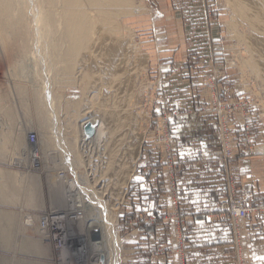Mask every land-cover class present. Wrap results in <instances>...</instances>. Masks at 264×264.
Returning a JSON list of instances; mask_svg holds the SVG:
<instances>
[{
    "label": "rangeland",
    "instance_id": "obj_1",
    "mask_svg": "<svg viewBox=\"0 0 264 264\" xmlns=\"http://www.w3.org/2000/svg\"><path fill=\"white\" fill-rule=\"evenodd\" d=\"M10 2L12 3L11 0ZM153 2L155 3V0H128L125 4L116 6V10L114 9L116 14H118L116 17L118 23L120 21L119 25L124 28V30H122V28L120 32H118L119 34H116L117 37L119 36V39L132 38L139 47L140 54L145 58L143 66H138L139 69L138 67L136 69V65H134L135 63H133V65L131 64L132 62L130 61L134 60L132 56L129 57V60L127 59L128 61H125L130 64H124L128 70L129 67H132V69L129 70V73L132 75H129V77L131 76V87L125 90V92L127 91V94L124 93V97L126 96L125 99H128V97L132 98L133 96L134 99L130 98V101L134 104L133 108L136 107L137 111L142 113L146 112V120L142 123L143 130L141 129L144 137L140 146L139 155L134 163V171L127 182L126 191L122 197L121 203L116 207V234L118 236L117 239L120 240L118 242L121 247L118 264L132 263V257L129 254L135 249V247H138L142 243L141 241H143L142 238L145 234L144 230L148 228L143 224H135L132 227L129 226V224L135 222V219L143 217L148 211V209H146V203L149 201L150 192H152V187H154V174L167 167L166 162L163 161L162 154L165 145L163 144L164 142L161 138L160 130L156 129L164 119L166 120L165 122L170 124L171 120H180L179 117L185 116L190 118L188 119V122L192 124L193 120H195L194 117H210L216 130V136L219 140V130L217 127L220 118L221 121L230 125L232 129V133L236 140L235 152L237 147L238 149L241 148L243 153L246 152V149L251 148V155L246 157L261 156L263 157L264 162V84L260 78L256 77V74H253V70L248 68L246 64L244 66L245 68L243 67V62L245 63V61L249 59V51L243 41L245 35H248L249 33V27L246 25L247 23L245 24V22H241L236 23L235 25L232 23L233 6H230L227 0H159L156 6L152 5ZM26 3V0H17L18 5L17 7H14L15 9L13 8L14 18L12 21L14 24L12 27L0 23V99H2L0 102H2L1 105L3 106V108H0V111L1 109L3 111L6 110V115L8 112H10V116L13 115L11 118L7 115L9 117L8 124L10 128L6 125V127L3 126L5 131L9 129L6 134L7 136H10L8 138L11 141L9 144V147L11 146V151L9 150L10 148H8L5 154H7L9 158L14 155L18 156L15 160L17 165H22L25 162L29 165L30 159H27L26 161V157L28 156L20 155V153L23 151L25 153V151L30 150V146L26 142V137L30 131H34L37 134V146L42 156L44 155V158L47 156L45 155V150L48 149L46 154L50 153L51 156H55L52 159H56L57 161L56 167L59 169L58 172H65L66 183L63 182V184H58L60 185L58 187L59 192L62 191V195H65L63 194V190L68 187L69 182L73 179V176L75 177V175L69 176V167L65 166L64 162L66 160L63 156L71 158L73 171L81 178L83 177L84 179L82 178L80 180H85L83 183H86V181L93 182L90 179L93 174L89 173L91 171L89 168L90 166H88L89 162L85 161L83 154H88V156L92 154L90 157L95 158L100 153V149L97 151V148L99 147L96 148L91 146L90 148V146H88V148L86 146L85 149H87L85 150L83 146L82 152L80 146L78 148V145H76V139L77 137L79 138V134H77V128H79L78 124H81L82 121L87 119L79 118L77 121L78 117L76 116V113L83 112L84 114L86 110H89L91 113L86 111L87 114L85 116L89 117L90 114H93V111H95L94 113L97 112L96 115L99 118V116L103 115L104 111H106L105 109L109 111L110 107L116 108L115 99L112 95V93L114 94L115 92V88H113L114 86L111 87L109 84L106 85L107 87L102 86L107 83L105 78L108 77V74H104L106 72L103 71L101 72L102 76L100 73L97 74L98 79L96 78L95 80L97 83L93 85L94 81L92 82L91 79H86L82 75L80 68L84 69L85 66L81 63L71 64L73 65V68L72 70L69 69L70 73L69 70H67V72L66 69L64 70L66 67L65 64L55 63L57 64L56 66L53 63L52 65H54V69L55 66L57 67L56 71L53 72L50 71L53 70V68L49 65V60L42 56L44 55L42 53L41 56L45 58V63L43 62L44 64H42L41 67L40 65H37L38 61V64L41 62L38 58L34 59L30 55L32 52V46L29 43V32L26 31L27 25L25 24L23 27L19 28L20 30L24 28L22 32L13 28L15 27V23H22L25 20L27 8ZM91 11L93 12V10ZM123 12L129 13H124L123 15ZM243 33H245V35ZM239 34L241 36H239ZM182 37L184 38L183 40L185 41L186 47L180 49L173 47V40H176L177 38L182 39ZM152 42L155 43L151 45ZM24 48H27V50L29 49L28 54L30 53V56L24 54ZM168 58H171L174 61H182L181 66H176L174 69V73L177 74V77L175 76L176 79L174 80L175 77H173V79L165 80V76H163L165 74H161V77L151 78L152 66L156 67V64H158L159 67L165 68L166 64L162 63ZM36 59L37 62H35ZM121 62H123V60H121ZM46 63L47 66L49 65V70L45 65ZM43 65L46 68H43ZM42 68L46 69V72ZM131 70L133 72L134 70L138 72L132 73L130 72ZM52 74L53 76H51ZM54 76H56L57 79ZM64 78L68 80L66 81ZM70 78L71 80L69 81ZM44 79L49 81L50 87L52 86L51 92L54 94V98H60L56 101L57 104L55 103L59 108L55 106L54 109L55 112H57L56 114H58L56 121L57 129H61L59 135L58 133L56 135L60 137L61 141H65L60 142L59 145L58 142L53 139V137L56 138V135L54 136L53 133L55 132L52 131L53 126H51V119L50 122L45 112L46 110L44 108L40 109L41 107L38 104V95L43 92V84L46 82ZM103 79L105 83L103 82ZM135 86L137 88H135ZM17 88V93L21 94H19V96H17L15 91ZM131 89L133 91L136 89L135 91H137V93H135V91L131 92ZM36 90L40 92L37 93V95L34 93L37 92ZM173 90H176L179 94V96H177L178 100H172L171 95L173 94ZM103 92H107L105 96ZM108 92L110 93V96H108ZM57 94L59 96L61 95V97H58ZM106 95L108 99H106ZM104 99L105 101L107 100V104ZM101 100L102 105L99 106ZM111 100L114 101L111 102ZM93 101L98 105L96 103L94 105ZM125 101L126 100H124V102ZM124 102L122 105H126V102ZM174 102H177L180 106L176 108ZM86 103L89 105H86ZM91 103L92 105H90ZM89 106L90 108H88ZM104 106L105 108H100ZM79 108L80 111L78 112ZM97 108L99 111L96 110ZM90 109L93 110L91 111ZM133 110L135 111V109ZM3 111L1 114L4 115L5 112ZM99 112L101 113L99 114ZM6 115L3 116V119H6ZM5 123H7V120ZM75 124L76 127H74ZM245 126H250L249 140L245 139V135H243L245 134V131L241 129ZM20 131H27L25 139ZM61 132L62 135L67 136L64 137L65 139L60 134ZM258 134H260V137L256 136ZM61 137L63 139H61ZM45 139L47 140L45 142L48 143V146L46 143V146H42L41 144ZM72 139L74 142L76 141L75 144L71 143ZM62 143L65 146V152L67 151L71 155H63L64 153L62 151L64 146ZM14 145L17 147L15 148ZM68 145L72 148L69 147V149L72 150L71 152L68 149ZM58 147H61V150L57 149ZM172 147L174 148V145H172ZM91 151L94 152L92 153ZM236 154L238 155L237 158L240 156L245 157L238 152H236ZM175 155L177 156L176 153ZM75 158H77L76 162L73 160ZM100 158L102 162L106 159L102 158V156H100ZM100 160H98L99 163H101ZM152 163H156V166L152 167ZM43 165L44 162L41 166L42 168ZM29 167L33 172L40 171L32 170L33 167L30 165ZM180 167L181 165L179 163V168ZM65 168H67L68 171ZM95 173H97V176L94 181L100 179L98 178L100 170L95 169ZM161 174H163V176L157 178V188L159 191L163 189L165 194L169 196L170 202L172 199H170L168 186L171 178H167L163 172H161ZM86 175H88V177ZM67 176H69V178H67ZM50 180L51 185L53 184L52 187L55 188L58 180L54 177H51ZM98 181L99 182H95L96 184H99L96 185L95 182H93L94 186H89H92L91 188L95 187L94 190L97 189V193L101 191L100 196H102L104 200L105 197L102 193L104 182H102L103 179ZM172 181L177 191L180 193L181 188L183 187L181 184V178L174 175L172 176ZM65 185L66 187L64 188ZM236 189L238 195L241 197L242 195L238 191L237 184ZM66 190H68V188ZM78 191L79 189L77 187H73L70 194H72V197L74 194L80 195L81 193ZM82 194L84 195L83 192ZM66 197L67 195H65L64 203L67 201ZM78 198L79 196L75 197V199ZM62 202L63 201L60 199L58 204L61 205ZM63 208H65V206L59 209ZM50 209L51 208H48V210ZM37 212V210L28 212L23 214L22 217L24 215L34 216ZM257 213L264 212L256 211L253 214L256 215ZM115 215L113 214L112 217L114 218ZM17 230L18 232L14 236L12 235L13 237H10L9 233L8 236H0V249L2 248L5 250L12 244L14 247L15 239L20 234L19 225ZM170 232L172 233L171 229ZM22 233L27 238H31L32 235L37 238L33 231H24ZM31 233L34 234L31 235ZM41 245L45 251L44 253H46L45 256L32 257L23 254H18L19 256H10L3 254L2 251H0V262H4V264H13L15 261H23L30 264H52L50 261L52 259L51 248L47 247L43 242ZM176 245V240L173 239V246L171 245L172 247L170 246L169 250L172 251V249H176ZM155 251L156 247L153 252ZM19 252L22 253L21 251Z\"/></svg>",
    "mask_w": 264,
    "mask_h": 264
},
{
    "label": "bare ground",
    "instance_id": "obj_2",
    "mask_svg": "<svg viewBox=\"0 0 264 264\" xmlns=\"http://www.w3.org/2000/svg\"><path fill=\"white\" fill-rule=\"evenodd\" d=\"M11 1L13 5L10 2V0H0V23L4 24L5 26H9V27H12L14 24V22L12 21V19L14 18L13 17L14 9H15L14 7H17L18 5L17 0H11ZM26 1H27L26 3L27 8H26L25 20L23 21L24 23L23 22L15 23L14 25L15 27L13 28L15 30H20L19 29L20 27H23L25 24L27 25L26 31L29 32L28 34L29 39H30L29 43L32 46V52L31 54L30 53L29 54L32 56V58L34 59L38 58L40 60L41 63L39 64H38L39 61L37 62V59L35 60V62H37V65H40L41 67V65L45 63L44 61L46 58L47 60H49V65H51L53 68V70H50V71H53V72L56 71L57 64L55 63H63L66 66L64 70L66 69V72H67V70L69 69L72 70L73 65L71 64L81 63L85 66L84 69L80 68L82 75L86 79L89 78L92 80V82L94 81L93 85L97 83V81L95 82L97 78V74L98 73L101 74V72L103 71V72H106L104 74H108V77L105 78V81H107V83L105 85H102V84L101 85L106 86L109 84L111 87L114 86L113 88H115V92L113 91L114 94L112 93V95H113V98L115 99L116 108L110 107L109 111L105 109L107 112L104 111L103 115L99 116V118L96 115L97 112L94 113L95 111H93V114H90L89 117H85L87 114L86 113L87 110L84 112V114L83 112H81L82 113L81 114L79 112L80 111V108H79L78 110L79 113H76V116L78 117L77 121L79 120V118L80 119L87 118L86 120L82 121L81 124H78L79 128H77V131H78L77 134H79V138L77 137L76 139L77 141L76 145H78V148L80 146L81 150L83 146H84V149L86 146L87 147L90 146V148L91 146L96 147V148L99 147L97 148V151L98 149H100V153L97 157L95 158L90 157L92 156V154L90 156H88V154H83V158H85V161L89 162L88 166H90L89 168L91 170L89 173L93 174V176L90 177V179L93 182L95 181L99 182L98 180L103 179L102 182H104V185H103L104 187H102L103 188L102 193L104 194L105 199L103 200L102 196H100L101 191L97 193L98 190L97 189L94 190L95 187L91 188L92 186H94L93 182L86 181V183H83L85 180L83 181L80 180L83 177L81 178L80 176H78V174H76L73 171L72 169L73 164H72L71 158L69 157L70 158L69 159L68 157L63 156L64 159L66 160L64 164L65 166L69 167L68 169L69 171L67 170V168L65 169L68 172H71L73 175H75V177L69 183H73L72 186L77 187L79 189L78 192L81 194L80 195L74 194L72 197V194H70L71 192L68 193V190H67V197H66L67 201L64 204L65 195L60 194L58 190L59 189L58 187L60 185L58 184H63V182L66 183V177L61 178L58 174L56 175L53 174V176H55L58 182H60V183L56 182V185H55L56 193L54 194L53 199L56 203L60 202V199H61V201H63L61 204H63V206L65 205V208L50 209V210L52 211L64 210L67 208L69 199H72V201L76 200L75 203L79 205L81 211L84 213V217L86 219L90 217L93 220L89 219L91 221L81 222L76 225L70 224L71 226H70V232L68 233V236L70 237L71 240H74V241H77L75 239L79 238L80 240L78 241H80L81 244L83 241L84 243L82 245L84 246L86 251H88L89 254H93L91 259L97 257L95 254H98V252L100 251L102 252L101 254L103 257L102 259L106 260L107 264H118L119 263L118 259H119V254H120L119 251L121 247L118 242L120 240L117 239L118 236L117 234L115 235V231H114L115 227L113 223H114L115 217L113 218L112 216L113 214L115 215L117 205H120L121 203L122 197L126 191L127 182L129 181L130 176L132 175L134 171V163L136 161V158L139 155L140 146H141V143L144 137L142 133V130H143L142 123L144 122V120H146V114H145L146 112L142 113V112L137 111L136 107L133 108L134 104L132 101H130L133 98V96L132 98L128 97V99H125L126 96L124 97V93L127 94V91L125 92V90L131 87L130 86L131 76L129 77L131 73H129V70L132 69V67H129V70H128L125 67L124 64L128 63L125 61L127 59L129 60L130 59L129 57L132 56L134 60L130 62H132L131 63L132 65L133 63H135L134 65H136V69L138 66L139 67L143 66L145 62L144 56L140 54L139 47L136 45V43L133 41L132 38L119 39V36L117 37L116 35V34H119L118 32H120V30L123 27L119 25L120 21L118 23L117 17H116V15L118 14H116V11H114V9L116 10V6L123 5L128 0H26ZM227 2L228 4H230V6L231 5L233 6L232 7L233 8L232 23H234L235 25L236 23L245 22V24L247 23L246 25H248L249 27V29L247 28L249 30L248 35L246 34L247 35L246 36L245 33H243L245 35V37L243 38V41L245 43L244 42L243 43L246 44L248 51H249L248 53L249 59L245 61V63L243 62V67L246 64L248 68L253 70L252 71L254 72L253 74H256L257 75L256 77L260 78L264 84V0H227ZM91 10H93V12ZM129 12L127 13L123 12V15L124 13L128 14ZM23 30L24 28L20 30V32H22ZM122 30H124V28ZM239 36L241 35L239 34ZM24 50H25L24 54L29 55L28 54L29 49L27 50V48H24ZM42 53L44 54L42 56H44L45 58L41 56ZM121 60H123V62H121ZM47 63L45 65L48 69L49 65L47 66ZM53 63L56 65L55 69H54V65H52ZM44 67L45 66L43 65V68ZM43 70L45 71L46 69H43ZM70 70H69V73H70ZM130 72L136 73L138 71L134 70L133 72L131 70ZM133 75L135 76V74ZM51 76H53V74ZM40 78H43V77H40ZM64 80L66 79L64 78ZM70 80L71 78L69 79V81ZM44 81H46V79H44ZM105 81L103 79L104 83ZM43 86H44L42 89L43 92L41 91L42 93L38 95V98H37L38 104L41 107L40 109L44 108L46 110L45 112L47 114L49 121L51 119L52 121L51 126H53L52 131L55 132L53 133L54 136L57 133L59 135V132L61 129L60 130L57 129L56 121L58 118V114H56L57 112H55L54 109L57 104L56 101H58L60 98L58 99L56 98L57 100L54 98V94L51 92L52 86L50 87L48 80L45 82V84H43ZM18 88L16 90L14 89L16 93H17ZM135 88L137 87L135 86ZM105 91H108V90H105ZM134 91L132 90L131 92H134ZM34 93L37 95V93H40V92L37 91ZM106 93H104V96ZM135 93H137V91H135ZM19 94L20 93H17V96H19ZM108 96H110V93ZM58 97H61V95L60 96L58 95ZM106 99H108L107 95H106ZM0 100L2 101V99ZM102 100L100 101L101 103L99 106L102 105ZM124 100H126L125 101L126 105H122ZM85 101H88V100H85ZM112 101L114 100H111V102ZM1 103L2 102H0V105ZM87 103L86 105H89ZM136 103H137V100H136ZM90 105H92V103ZM1 106L0 108H3V106L2 107ZM56 107H58V105ZM88 108H90V106ZM100 108H105V106L100 107ZM133 109H135V111ZM96 110L99 111L98 108ZM2 111L3 110L1 109L0 111V125H1L0 126V156H3V154H5V152L7 151V149L11 147V146L9 147V144L11 141L8 138L10 136L9 135L7 136L6 134L9 129L8 130L6 129L7 131H5V128H3V126L4 127L7 126L8 128H10L8 124V119L9 117L11 118V116H13V115L10 116L9 115L10 112H8L7 114L9 116L8 117L6 115V112H5L6 110H5L3 112H5L4 115H6L5 116L6 119L5 118L3 119L4 115L1 114ZM100 113L101 112H99V114ZM6 120H7V123H5ZM74 127H76V124L74 125ZM89 127L94 128V135L91 138L87 139L85 130L86 128H89ZM60 134L62 135V132ZM58 135H56V138L53 137V139L54 141L56 140L59 145V143L62 142L63 140L61 141ZM62 137L64 138L67 136L62 135ZM62 137L61 139H63ZM45 141L47 140L45 139L41 142L42 146L43 145L46 146ZM26 142H27V137H26ZM75 142L72 139L71 143L75 144ZM46 144L48 146V143ZM14 147L16 148L17 146L14 145ZM69 147L70 146L68 145V149ZM93 147H92V150H93ZM60 148L58 147L57 149H60ZM71 149H69L70 152L72 151ZM9 150L11 151V148ZM47 150H45L46 151L45 155H47L45 158L51 161L50 159H52V157L54 156H51L50 153H48L49 155L46 154ZM65 150L66 149L64 146V149L62 151L64 153L63 155H66V154H68V156L71 155L69 152L67 151L65 152ZM29 153H30V150H27L25 151V153L24 151L20 153V155L22 154L24 156H28L27 159H30ZM100 156L106 159H104L102 162L100 160L101 159ZM42 158L44 159L43 156ZM47 159L46 160L44 159V163L46 161L47 163H49ZM73 160L76 162L77 158ZM98 160H100L101 163H99ZM32 164H34V162H31L29 160V165L32 166ZM51 167H53V165H51ZM95 169L100 170V174L98 176V178L100 179L94 181V179L97 176L96 175L97 173H95ZM86 176L88 177V175ZM89 185H92V186H89ZM65 187L66 185L64 186V188ZM82 192L84 193V195L82 194ZM78 196L79 198L75 199V197H78ZM38 212L40 213L41 211H38ZM0 215L2 218V219L0 218L1 219L0 224H1V221H4L3 219H6L5 224L0 229V236H3V235L8 236V233L11 236L12 229H13L12 227L14 223L10 221L9 219H12L13 217L10 218L8 216V213H7L8 217H6V214L0 213ZM97 217H100L99 221H101V223L99 224H96V221H94L97 219ZM26 223H27V226L30 227L31 230L36 234V237L38 239L33 238L31 240H21L17 244V247L20 249L23 255H28L32 257L45 256L46 253H44L45 251L41 243L43 242L47 247H50V248L51 246L48 243L44 242L42 238L39 237V234L35 230L34 225L36 223V217L31 215L30 218L27 219ZM78 231H81V232H78ZM97 231L101 232L103 240L100 239L98 243H92V240H94L93 235L95 236L98 235ZM106 253L107 254L110 253V255L108 256ZM51 257L52 259L50 261L53 264V255ZM80 257H81V254L77 258H80ZM60 262L65 263L64 256H62V259L60 260ZM0 264H4V262L3 263L0 262ZM13 264H30V263L23 262V261H15Z\"/></svg>",
    "mask_w": 264,
    "mask_h": 264
},
{
    "label": "crops",
    "instance_id": "obj_3",
    "mask_svg": "<svg viewBox=\"0 0 264 264\" xmlns=\"http://www.w3.org/2000/svg\"><path fill=\"white\" fill-rule=\"evenodd\" d=\"M158 2L159 0H155L152 5L156 6ZM177 39L173 40V47L176 49L186 47L183 37ZM154 43L152 42L151 45ZM162 64H166V67L161 68L158 64H156V67L152 66L151 78L161 77V74H165L163 75L165 80L177 77L174 69L176 66L180 67L182 61H174L168 58ZM177 96L179 94L176 90H173L172 100H178ZM174 103L176 108L180 106L177 102ZM194 118L192 124L188 122L190 118L185 116L179 117L180 120H171L169 124L175 153L181 165L176 174L181 178V184L183 185L179 193V207L191 222L190 231L185 236L187 262L188 264H235L231 227L226 219L218 216L217 210V199L224 195V189L222 187V177L218 174L221 152L216 130L210 117L201 118V116H198ZM20 132L25 139L27 131ZM240 151L241 149L237 147L236 152L239 153ZM17 157L14 155L9 158L7 154L0 156V213L6 214V217H13L9 219L14 223L12 227L13 236L18 232V225L20 232L15 239L14 247L12 244L5 250L0 249L3 254L10 256L23 254L19 252L20 249L17 247L19 241L37 239L32 235L34 233H31L33 236L31 238H27L22 233L24 231L32 232L26 223L31 215L22 217L23 214L36 210H47L48 208L59 209L65 206L63 204L58 205L53 199L56 191L52 187L50 179L51 177L55 178L53 174L56 175L59 170L55 165L57 163L56 159H50L54 161H49L44 158L49 163L46 161L45 166L39 172H33L26 162L17 165L15 163ZM232 172L238 191L245 197L246 201L250 204L263 205V157L240 156L235 160ZM162 176L161 172L155 173L154 179ZM60 194H62V191H60ZM63 194L67 195L66 188L63 190ZM155 204L161 211L169 210V196L165 194L163 189L159 191L156 188V190L150 192L146 209L152 208ZM254 215H249L242 223L245 264H264V259H261V257H264V213ZM3 220L0 229L5 224L6 219ZM144 233L142 243L129 254L132 257L131 264H176L177 259L174 254L156 256L152 254L156 246L167 250L170 249L171 245L173 246V235L167 225L146 228ZM12 235L10 237H13Z\"/></svg>",
    "mask_w": 264,
    "mask_h": 264
},
{
    "label": "built area",
    "instance_id": "obj_4",
    "mask_svg": "<svg viewBox=\"0 0 264 264\" xmlns=\"http://www.w3.org/2000/svg\"><path fill=\"white\" fill-rule=\"evenodd\" d=\"M165 121L166 120L164 119V121L159 124L160 126H158L156 129L160 130L161 138L164 142L163 144L165 145L162 150V154L163 161L166 162L167 167L158 171V173L163 172L167 178H171L170 184L168 186L170 199H172L170 201V208L169 210L161 211L155 204L152 208L148 209L143 217L135 219V222L130 223L129 226L132 227L135 224H143L148 228H156L158 226L167 225L172 231L173 239L176 240V249H172L171 251L156 246V251L152 252V254L156 256L175 253L177 259L176 264H188L186 257L187 254L185 251V236L190 231L191 222L188 220V217L180 210L178 199L179 192L172 181V176L177 174L180 161L175 155L174 148L172 147L173 140L170 134L169 123ZM217 128L219 130L218 141L221 152L218 174L222 177V187L224 189V195L217 199L218 216L226 219L230 224L235 264H245L243 253L244 243L242 239V223L245 222L248 216L254 212H264V205L250 204L246 201L244 196L240 197L238 195L236 181L232 173V166L238 156L235 152L236 140L230 125L221 121L220 118ZM241 129L245 131V134H243L245 135V139L249 140L250 126H245ZM27 142L30 146V161L34 162V164H32V170L39 171L42 168L41 166L43 164V159L42 154H40L37 146V134L34 131H30L27 134ZM250 151L251 148H248L246 149V152L243 153L241 149L239 154H242L245 157L250 156ZM154 166H156V163H152V167ZM57 174L61 178L66 177L64 171H60ZM69 176H73V174L69 172ZM69 176H67V178H69ZM72 178H74V176ZM157 182V179H154V187H152V191L156 190ZM72 190L73 186L71 183H69L68 193L72 192ZM75 202L76 200L72 201L69 199L67 208L64 210L52 211L47 209L41 211L40 213L37 212L38 214L34 215L36 217V223L34 225L35 230L39 234V237L51 246L53 264H107L106 260L102 259V252L99 251L98 254H95L97 257L91 259L93 254H89L88 251H86L82 245L84 242L82 241L81 244V242L78 241L80 240L79 238H76L75 240L77 241H74L68 236L71 225H76L85 221H91L89 220L91 219L90 217L88 219L84 217V213L81 211L79 205ZM99 219L100 217H97V219L94 220L96 221V224L101 223ZM113 224L116 235V215ZM97 232L98 235H93L94 240H92V243H98L99 240L102 239L101 232ZM80 254L81 257L77 258ZM107 255L109 256L110 253ZM62 256H64L65 263L60 262Z\"/></svg>",
    "mask_w": 264,
    "mask_h": 264
},
{
    "label": "water",
    "instance_id": "obj_5",
    "mask_svg": "<svg viewBox=\"0 0 264 264\" xmlns=\"http://www.w3.org/2000/svg\"><path fill=\"white\" fill-rule=\"evenodd\" d=\"M85 134L87 139L91 138L94 135V128L93 127L86 128Z\"/></svg>",
    "mask_w": 264,
    "mask_h": 264
},
{
    "label": "snow or ice",
    "instance_id": "obj_6",
    "mask_svg": "<svg viewBox=\"0 0 264 264\" xmlns=\"http://www.w3.org/2000/svg\"><path fill=\"white\" fill-rule=\"evenodd\" d=\"M261 259H264V257H261Z\"/></svg>",
    "mask_w": 264,
    "mask_h": 264
}]
</instances>
